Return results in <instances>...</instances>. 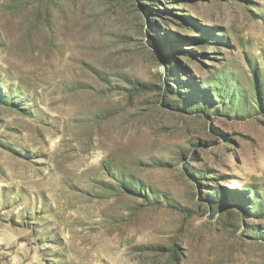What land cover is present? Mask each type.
<instances>
[{"label": "rangeland", "instance_id": "1", "mask_svg": "<svg viewBox=\"0 0 264 264\" xmlns=\"http://www.w3.org/2000/svg\"><path fill=\"white\" fill-rule=\"evenodd\" d=\"M0 264H264V0H0Z\"/></svg>", "mask_w": 264, "mask_h": 264}, {"label": "bare ground", "instance_id": "2", "mask_svg": "<svg viewBox=\"0 0 264 264\" xmlns=\"http://www.w3.org/2000/svg\"><path fill=\"white\" fill-rule=\"evenodd\" d=\"M70 83V82H69ZM89 103V102H88ZM77 113V112H76ZM75 112L71 115V118L70 119H66V122L68 124L69 127L72 128V124L73 123H76V122H81V119H77V114ZM13 121L16 120V119H12ZM66 124V123H65ZM32 132V131H31Z\"/></svg>", "mask_w": 264, "mask_h": 264}]
</instances>
